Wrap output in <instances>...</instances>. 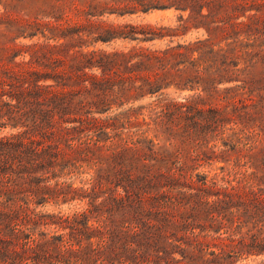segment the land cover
<instances>
[{"label": "trees", "instance_id": "16d2710c", "mask_svg": "<svg viewBox=\"0 0 264 264\" xmlns=\"http://www.w3.org/2000/svg\"><path fill=\"white\" fill-rule=\"evenodd\" d=\"M262 2L173 0L164 7L213 18L209 36L226 23L222 13H232L239 30L226 46L210 38L164 50L93 51L71 65L76 74L6 72L0 107L22 130L0 138V264H235L264 256V86L248 78L251 62L264 60V39L258 53L237 51L243 27L264 36L238 22L247 13L260 18ZM180 22L165 35L151 28V40L180 36L188 28ZM115 67L127 76L112 78ZM172 87L201 93L176 101L164 93ZM146 98L156 100L140 119L147 107L134 105ZM207 99L228 102L224 111L201 108ZM229 124L234 146L255 153L221 167V178L196 173L217 155L207 137ZM84 174L90 178L80 186L69 182ZM71 202L87 203L69 215L44 210Z\"/></svg>", "mask_w": 264, "mask_h": 264}, {"label": "rangeland", "instance_id": "374dc122", "mask_svg": "<svg viewBox=\"0 0 264 264\" xmlns=\"http://www.w3.org/2000/svg\"><path fill=\"white\" fill-rule=\"evenodd\" d=\"M172 4L173 0H0V80L7 79L6 72L11 71L17 73L35 71L43 77L54 74L56 70L76 74L78 71L71 69V65L79 63L84 54L93 51L111 54L129 53L140 48L155 51L164 50L168 45L177 46L210 38L215 44L226 46L227 36L234 35L239 30L237 28L235 31L234 17L236 16H231L232 13L229 15L222 13L221 18L225 19L226 23L221 28L211 31V36H209L206 29L208 26L215 27L211 24L213 18L198 21L193 19L194 13L191 10L182 11L175 7L164 8ZM206 13L207 9L204 10V14ZM233 14L243 15L240 12ZM258 14L260 18L250 19L248 17L250 13H247L246 17L241 16L238 22L245 21L264 31V10ZM181 18L186 20L188 28L182 30L180 36L174 38L166 36L164 39L151 40L153 36L149 33L154 30L151 28H157L158 35H165L169 33L168 29L179 28ZM246 28H242L240 37L244 47L241 48L240 45L237 51L258 53L261 50L259 44L264 36L258 38L255 29ZM54 46L57 47L54 48ZM33 54L41 57L40 62L30 61ZM44 61L45 64H43ZM241 67H244L243 61H241ZM249 73L248 78L256 80L258 86H264V81H261L264 76V60L255 58L251 62ZM111 76L121 79L127 74L115 67ZM149 76L156 77V74L151 72ZM34 78H39V76L34 75ZM51 83L49 81L45 84ZM232 86L234 84L220 85L218 89L224 90ZM164 93L169 99L181 101L183 97L201 92L181 91L172 87ZM155 100L156 98H146L134 105V108L147 107L141 112L143 116H140V119L148 118V107ZM227 102L223 99H207V102L201 104L200 107L218 108L224 111ZM130 107L131 105L125 106L116 113L124 112ZM0 109L3 110L0 116V138L22 130L13 127L15 122L6 120L4 115L8 112L7 106L2 105ZM228 112L230 116L233 115L230 108ZM108 115L99 117L106 118ZM184 124H186L185 120L178 123L174 129H179ZM233 126L234 124L227 125L226 130L224 127L220 128V132L225 130L224 134L216 136L215 133L207 137L208 148H214L217 155L211 166L201 167L196 173L210 176L217 173L221 178L224 175L221 167L230 169L236 161L244 158L250 159L255 153L250 152L248 148L234 146V142L230 139L232 131H228ZM150 135L155 134L151 132ZM35 136L37 139L47 141L44 132H37ZM161 144L163 145L164 141H161ZM89 178V175L84 174L69 182L80 186L81 181ZM86 203L71 202L60 206L51 203L44 210L69 215L80 211ZM235 264H264V256L240 259Z\"/></svg>", "mask_w": 264, "mask_h": 264}]
</instances>
